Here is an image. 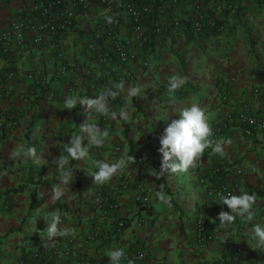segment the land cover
<instances>
[{"label":"crops","instance_id":"crops-1","mask_svg":"<svg viewBox=\"0 0 264 264\" xmlns=\"http://www.w3.org/2000/svg\"><path fill=\"white\" fill-rule=\"evenodd\" d=\"M34 1L0 0V30L19 18ZM124 1L90 0L87 8L76 14L68 31L44 35L39 43L29 35L25 44L0 55V121L4 124L0 132V264H17L23 253L28 255L39 245L68 237L86 264H109L108 254L116 248L143 250L146 257L133 264H264V251L255 249L251 236L252 226H264V218L254 214L248 220L246 215H237L231 227L223 230L218 213L231 209L209 199L198 183L202 174L219 165L222 173L212 176L214 180H224L229 187L237 184L240 194H255L256 204L263 203L264 129L247 135L233 118L218 141L223 142L224 155L209 148L186 172L159 179L149 172L150 168L160 167L159 137L171 120L179 118L174 108L199 104L211 128L227 112L246 105L264 117V0L154 1V13L147 22L153 37L142 47L131 45L137 58L120 63L114 57L113 39L107 30L113 19L119 18L116 34L131 39L130 18L120 5ZM132 1L136 6L146 2ZM199 11L204 13V24L196 33L192 24ZM222 21L217 25L221 31L213 33L215 24ZM185 30H192L190 37ZM99 55L109 57L116 68L113 73H107ZM61 63L67 66L63 73L58 72ZM5 71H11L13 77L6 78ZM28 72L49 79L48 91L39 98L30 95L33 85L26 78ZM119 73L123 75L122 89L116 87ZM173 75L184 77L185 83L170 92L168 82ZM134 86L141 89L134 97L137 106L128 94ZM256 87L259 93L254 92ZM108 89L118 93L109 101L110 111L119 113L125 109L129 113L127 121L113 119L110 114L103 120V114L85 112L81 105L64 108L68 97H95ZM87 117L109 135L102 147L89 146L84 161L69 159L73 181L65 194L54 200L52 186L58 182L60 169L52 162L53 157L67 154L65 144L72 135L81 133L80 125ZM13 119L17 126L10 129L7 124ZM82 143H88L86 137ZM19 145L35 147L36 159L12 158L11 153ZM116 146H120V153L114 152ZM130 154L135 163L102 183L118 186L128 182L119 195V216L126 226L111 237L115 226L111 218L98 239L89 241L93 192L99 184L90 174L96 171L95 161L103 158L116 162ZM250 164L256 166L255 171L249 169ZM236 167L244 168L242 175L231 173ZM23 183L22 189L14 190ZM33 189L36 196L31 206ZM139 192L143 202L136 200ZM158 192L170 197V203L160 201ZM202 208L212 239L199 242L195 221ZM56 213L61 216V227L73 231L47 240V226ZM47 264L72 261L67 258L63 263Z\"/></svg>","mask_w":264,"mask_h":264},{"label":"built area","instance_id":"built-area-1","mask_svg":"<svg viewBox=\"0 0 264 264\" xmlns=\"http://www.w3.org/2000/svg\"><path fill=\"white\" fill-rule=\"evenodd\" d=\"M101 2H107L108 0H100ZM158 0H146L142 5L136 6L132 0H126L120 5L127 12L132 27V37L120 38L116 34V30L120 26V19L114 18L111 22L107 34L113 39V54L114 57L120 63H127L137 58V52L131 45L137 44L138 47H142L146 41V35L144 32L143 19L154 13L153 2ZM177 2L178 0H171ZM90 0H36L32 2L27 10L17 19L13 20L8 27L0 30V55L8 53L12 47L22 46L25 44L27 36H33L32 40L35 43H39L43 40L44 35L57 34L59 32L68 31L74 21L76 14L85 8H87ZM230 6V5H229ZM178 19H175L174 24L178 25ZM204 24V13L202 11L197 12L194 21L193 28L199 32ZM223 27V26H222ZM91 49L94 46L91 45ZM99 61L107 66V73H113L116 68L110 61L109 57L105 55H99ZM147 65V62L144 61ZM67 70V66L61 63L58 66V72L63 73ZM118 72V71H116ZM4 76L6 78H12L13 73L11 71H5ZM26 78L32 83L33 89L30 95L34 98H39L43 93L48 91L49 79L37 74L35 72H28ZM123 75L119 73L117 75V81L122 82ZM259 87L254 89L255 93H259ZM226 96H223L225 98ZM235 119L238 124L242 125L245 134L250 135L257 129H264V117L255 113L250 106H243L236 111H229L225 114L224 118L219 121L212 128V136L210 140L213 143L218 142L222 137L224 129L227 128L232 119ZM103 120H106V115L103 116ZM3 122L0 121V132L3 130ZM8 128L12 129L17 126L15 119L10 120L7 124ZM120 146H116L114 152L120 153ZM104 160V159H99ZM139 162H142L141 158H138ZM251 171L256 170L254 164L249 165ZM244 168L236 167L231 170L234 176H240L243 174ZM222 168L219 165H215L206 175H201L198 183L205 195L209 199L220 200L221 194H240L237 184H233L229 187V184L224 180H214L212 176L220 175ZM128 182L124 181L122 186L127 187ZM138 189L141 190L138 185ZM112 195L104 191L102 188H97L94 192V213L91 214V220L94 222L93 230L88 234L87 239L89 241L97 240L101 231L105 229L108 216H112L115 212L120 210L119 202L112 201ZM144 198L142 194L138 193L136 200L142 201ZM226 205V204H224ZM253 212L264 218V202L257 203L253 206ZM124 226L122 219H118L110 234L111 237H116L121 233V229ZM196 236L199 242H204L212 239V234L207 228V217L204 208H202L196 215L195 221ZM125 257L121 261L127 260H141L146 257V253L143 250H137L133 254L125 252ZM67 258H70L72 264H86L84 259L80 257L73 249V239L68 237L64 240H53L49 245H39L28 253L27 258L19 257L17 264H46L48 261L55 263H63Z\"/></svg>","mask_w":264,"mask_h":264},{"label":"clouds","instance_id":"clouds-1","mask_svg":"<svg viewBox=\"0 0 264 264\" xmlns=\"http://www.w3.org/2000/svg\"><path fill=\"white\" fill-rule=\"evenodd\" d=\"M111 22V17H108ZM185 83V78L179 75H173L169 78V91H175L182 87ZM117 88H123L124 83L120 82L116 85ZM141 92L139 87H130L128 94L131 97L137 96ZM118 93L112 89L95 97L89 96H72L65 99V107L72 109L77 105L84 106L85 112L97 113L103 115H111L113 119H122L127 121L129 113L125 109H121L119 113L110 111L109 101L114 99ZM174 111L179 113V118L171 120L166 126L163 133L159 137L160 147L158 152L161 154V163L159 169L150 168V173L157 179L166 175L186 172L193 165L194 160L201 157L206 149L211 148L212 151L224 155L222 147L223 142H215L209 139L212 136V128L208 122L205 111L197 103H192L189 106L181 107L179 110L174 108ZM81 133L72 135L69 142L65 144L64 151L66 155L53 157L52 162L60 169L58 182L52 186V196L54 200H59L69 188V184L73 181L74 169L68 167L69 159L81 161L85 160L89 155V146L102 147L105 143V137L109 135L107 130L101 127L89 118L80 125ZM87 138L88 143H82L84 138ZM24 156L36 159V149L32 146L19 145L17 149L11 153V157ZM135 163L133 155H125L116 162L106 160H96V171L90 174L94 178L95 183H106L116 175L119 171L125 169L128 165ZM157 197L160 201L168 204L170 197L163 192H158ZM222 204H226L231 212L220 211L218 220L223 230L227 231L234 223L236 216H245L248 220H252L254 216L253 206L256 204V195L248 192L242 194H221L220 200ZM62 219L59 213L54 214L47 226L46 239L53 240L57 237L72 234L70 227H61ZM252 239L256 243L255 249L264 251V226L255 224L251 231ZM123 248L110 250L109 264H121L122 258L125 257ZM128 264H133L129 260Z\"/></svg>","mask_w":264,"mask_h":264},{"label":"trees","instance_id":"trees-1","mask_svg":"<svg viewBox=\"0 0 264 264\" xmlns=\"http://www.w3.org/2000/svg\"><path fill=\"white\" fill-rule=\"evenodd\" d=\"M257 1H260V0H257ZM150 17L151 16H148V17H145L144 19H143V25H144V32H145V35H146V40L147 41H149L153 36V34H152V30H151V28H147V22H148V20L150 19ZM221 24H223V21L222 22H219V23H216L215 24V26H214V28H213V33H215V34H218L221 30L219 29H217ZM217 25H218V27H217ZM222 26H224V25H222ZM217 29V30H216ZM192 30L193 31H195L194 30V28H193V24H192ZM192 30H185L186 31V33H187V37H190L191 36V33H193L192 32ZM196 33H198L197 31H195ZM133 103H134V105L135 106H137V101L134 99V97H133ZM117 113H118V111L117 110H115ZM138 112V109H137V111H135L134 113L136 114ZM99 159H103V158H99ZM98 159V160H99ZM96 167V166H95ZM96 169V168H95ZM23 186H24V183L23 184H21V185H19L17 188H15L14 190H16V189H22L23 188ZM128 186V185H127ZM97 188H102L104 191H106V192H108L109 194H111L112 195V201H118L119 202V195H120V193H121V191L124 189V188H126V187H124V186H122V184L121 185H118V186H106L105 184H97L96 185V187H95V189H94V192H95V190L97 189ZM10 191V190H9ZM94 192H93V200H94ZM140 194H141V192H139ZM35 196H36V189H33V191H32V193H31V206L33 205V203H34V200H35ZM137 201H139V202H143V201H140V200H137ZM119 205H120V202H119ZM7 206H9V205H7ZM95 205H94V202H93V209H92V213H94V210H95ZM120 210H121V205H120ZM120 210L119 211H117V212H115L112 216H108L106 219H108L109 218V220L111 219V218H113V220L115 221V223L117 222V220L118 219H122L123 220V222H124V226H123V228L121 229V232L123 231V229L125 228V226H126V223H125V220H124V218L122 217V216H119V212H120ZM92 224H93V227H94V222L92 221ZM120 234V233H119ZM125 252H127V253H129L130 255L131 254H133V253H135V252H128V251H125ZM26 254V252L25 253H23L22 254V258H27L28 257V255H25ZM127 261H129V260H127ZM135 261H137V260H135ZM122 262V261H121ZM47 264V263H46Z\"/></svg>","mask_w":264,"mask_h":264},{"label":"rangeland","instance_id":"rangeland-1","mask_svg":"<svg viewBox=\"0 0 264 264\" xmlns=\"http://www.w3.org/2000/svg\"><path fill=\"white\" fill-rule=\"evenodd\" d=\"M31 243H33V242H31ZM31 243H28L27 245L33 246V244H31Z\"/></svg>","mask_w":264,"mask_h":264}]
</instances>
